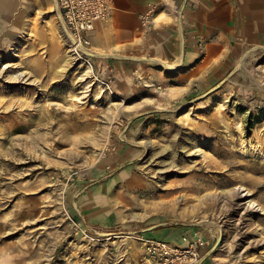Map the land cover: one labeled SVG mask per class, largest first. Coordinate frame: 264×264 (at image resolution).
I'll use <instances>...</instances> for the list:
<instances>
[{"label": "rangeland", "instance_id": "rangeland-1", "mask_svg": "<svg viewBox=\"0 0 264 264\" xmlns=\"http://www.w3.org/2000/svg\"><path fill=\"white\" fill-rule=\"evenodd\" d=\"M54 5L0 0V264H138L141 237L181 245L200 237L207 264H264V210L242 215L230 199L247 188L264 208V173L258 186L204 175L197 180L207 189L189 187L192 166L213 151L217 160L220 148L247 149V160L264 151V44L237 46L229 74L189 91L169 73L177 59L152 51L143 34L176 22L178 10L157 4L151 28L128 48L101 39L79 58L60 36ZM85 60L91 71L79 78ZM216 122L224 148L202 137ZM188 136L200 151L184 144L175 160ZM241 163L227 173L249 169ZM83 195L90 200L81 209ZM116 237L123 240L111 243Z\"/></svg>", "mask_w": 264, "mask_h": 264}, {"label": "crops", "instance_id": "crops-1", "mask_svg": "<svg viewBox=\"0 0 264 264\" xmlns=\"http://www.w3.org/2000/svg\"><path fill=\"white\" fill-rule=\"evenodd\" d=\"M109 2V17L96 25L91 46L104 39L121 49L128 48L142 30L139 15L147 8L160 4L178 10L176 22L156 23L150 32L143 34L152 51L165 59H177L169 73L180 77L189 91L207 90L229 74L234 68L237 46L264 44V0ZM89 200L80 197L79 207L84 209ZM197 264H207V260L201 259Z\"/></svg>", "mask_w": 264, "mask_h": 264}, {"label": "built area", "instance_id": "built-area-1", "mask_svg": "<svg viewBox=\"0 0 264 264\" xmlns=\"http://www.w3.org/2000/svg\"><path fill=\"white\" fill-rule=\"evenodd\" d=\"M66 40L79 58L90 55L96 25L109 17V0H55ZM155 8H147L139 15L140 26L145 31L152 26ZM138 264H197L200 260V237L185 245L160 237H141Z\"/></svg>", "mask_w": 264, "mask_h": 264}, {"label": "bare ground", "instance_id": "bare-ground-1", "mask_svg": "<svg viewBox=\"0 0 264 264\" xmlns=\"http://www.w3.org/2000/svg\"><path fill=\"white\" fill-rule=\"evenodd\" d=\"M54 4H55V0H54ZM54 7L56 8V4L54 5ZM58 13V12H57ZM59 18V15H58ZM59 31H60V36L61 37H66L65 35V31L63 28V25L60 21L59 18ZM66 39V38H65ZM68 45V44H67ZM69 54H72V49L69 46L68 49ZM248 56V54H245ZM86 61V60H85ZM87 64L86 66V70L82 71L79 74V78H82L83 76H85V74L89 73L91 71V65L90 63H88L87 61L85 62ZM236 66L240 67L241 64H244L243 61H237ZM23 77L21 78H17V80H22ZM249 84L250 86H252L251 88L255 87L256 88V83L249 78ZM150 85L148 84H144L141 86V90L142 92H147V89H145L146 87H149ZM250 87H248L249 89ZM82 92V91H81ZM86 95V94H85ZM84 96V95H83ZM165 107L169 110L172 109L173 105L170 103H166L164 104ZM199 106H201V104H199ZM207 109L208 106L206 104H203L199 109ZM185 115H183V117H187L189 116V113L184 111ZM223 121V120H222ZM29 126L34 125L33 123L28 124ZM216 126L213 127L212 124L210 125H205V129L204 131H202V137L204 139L207 138V136H212L214 137V144H221L222 148H224V143L225 141H222L221 139V131L217 130V126H218V122H216L215 124ZM232 131V130H231ZM151 129L150 127H148L147 129V133H150ZM263 135V133H262ZM259 136V134L257 135ZM254 137V136H253ZM256 137V136H255ZM58 143V142H56ZM178 146H180L181 150L178 149V153L175 155V160H182V157H184L183 155V151L182 148H184V144H190L192 147H194V151H200V142H198L193 136H188L185 138H182L179 142H177ZM220 154L222 155V159L217 160V152L213 151V156H208V157H204L203 159H201L198 163H196L194 166H192L194 171H197V173L191 177L190 183L191 186H189L191 189H194L196 191H200V190H205L209 187L208 183H204L202 181H198L197 179H199L201 176L206 175V180L209 181L210 183H219V184H229L233 181H236L237 178H240L242 181L248 183L249 185H259L260 183L258 182L261 177L257 176L256 173H264V151L260 154H256V153H252L250 154V157H254V159L251 160H247L244 156H249L247 149H244L242 152L237 153L235 150H233V152H226L223 151V149L220 148ZM246 162V166L249 169H246V171H242V172H237V173H233V174H229L227 173L228 170H233V168L235 166H238L240 164H242L241 162ZM170 171H178L175 169H172ZM114 184V180H110L109 183L106 184V190H109ZM257 185V186H258ZM262 187H264V183H261ZM148 190H150V187L148 186L147 188ZM251 191L250 189L247 188H243L240 189V187L238 186L236 188V190H234L231 193V202L235 201V200H239L241 201V203L238 204V207L241 206L244 209V212L242 213V215L245 214H251L253 212H257V211H263L264 208L260 207L258 208V203H256L254 200L252 199H248L251 196ZM85 197V195H83V198ZM102 197L103 194L101 192L98 191V193H96L94 195V198H97L98 202L101 203L102 202ZM230 203H228V207L225 208V212L227 214H231L235 211L234 208L230 207ZM206 204V203H205ZM263 213V212H262ZM261 222H264V218L260 219ZM114 239V238H113ZM111 241V243H116L118 241H122L123 239H120L119 237H116V240Z\"/></svg>", "mask_w": 264, "mask_h": 264}]
</instances>
